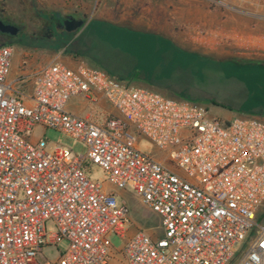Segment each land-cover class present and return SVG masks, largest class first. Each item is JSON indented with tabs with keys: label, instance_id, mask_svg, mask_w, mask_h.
Instances as JSON below:
<instances>
[{
	"label": "built area",
	"instance_id": "2783aa9c",
	"mask_svg": "<svg viewBox=\"0 0 264 264\" xmlns=\"http://www.w3.org/2000/svg\"><path fill=\"white\" fill-rule=\"evenodd\" d=\"M13 54L0 46V264H111L105 238L123 236L127 210L87 177L86 165L115 188L131 187L160 219L159 238L137 230L126 239L125 264H264V225L255 222L264 204V120L221 121L200 104L80 63L30 71L22 60L9 80ZM75 96L88 103L85 116L67 111ZM34 126L82 141L85 154L48 150L42 138L31 140ZM140 135L164 157L141 153ZM62 240L67 247L55 262L38 260Z\"/></svg>",
	"mask_w": 264,
	"mask_h": 264
},
{
	"label": "rangeland",
	"instance_id": "374dc122",
	"mask_svg": "<svg viewBox=\"0 0 264 264\" xmlns=\"http://www.w3.org/2000/svg\"><path fill=\"white\" fill-rule=\"evenodd\" d=\"M36 1L41 3L45 13L84 16L83 25L70 34H62L58 46L49 49L31 48L33 43L29 41L21 46L0 42V46L14 48L9 80L19 74L22 60H26L30 71L50 62L67 66L80 63L106 72L121 84L200 104L208 115L221 121L229 120V114L264 120V0H242L239 5L193 0L194 6L187 8L191 12L186 16L168 15L171 7L144 9L114 5L120 2L118 0ZM31 3L29 0H0L3 7L18 12L22 19L28 16ZM147 10L148 15L144 14ZM132 11H136L135 15L129 14ZM96 18L111 19L113 26L127 31L106 30L105 25L111 23ZM66 109L80 116L90 111L88 103L79 96L71 97ZM106 109L110 107L106 105ZM30 138H42L48 150L60 145L74 155H84L87 149L82 141L40 126L31 129ZM136 146L151 158L164 157L163 152L141 135L136 136ZM85 170L90 180L99 182L103 191L114 193L117 201L125 204L129 225L123 236L105 238L112 253L111 264H125L120 250L126 239L137 230L159 238L160 219L141 204L131 187L118 189L109 185L103 171L95 165H86ZM255 222L264 225V204L259 207ZM45 230L55 231L52 220L46 221ZM247 242L248 239L235 245L234 254L241 255ZM66 247L65 240L55 246H45L37 258L55 262Z\"/></svg>",
	"mask_w": 264,
	"mask_h": 264
},
{
	"label": "flooded vegetation",
	"instance_id": "af4514ba",
	"mask_svg": "<svg viewBox=\"0 0 264 264\" xmlns=\"http://www.w3.org/2000/svg\"><path fill=\"white\" fill-rule=\"evenodd\" d=\"M32 2L29 6L28 16L20 17L18 12H11L0 4V24L15 29L14 34L0 32V42H11L15 46L27 45L32 42L31 48L49 49L52 46H58L63 34L71 32L64 31L65 20H81L85 18L80 16L74 18L70 16L62 17L56 12L45 13L40 2L29 0ZM38 45H36V44ZM40 44H47L42 47Z\"/></svg>",
	"mask_w": 264,
	"mask_h": 264
},
{
	"label": "crops",
	"instance_id": "0c3cea01",
	"mask_svg": "<svg viewBox=\"0 0 264 264\" xmlns=\"http://www.w3.org/2000/svg\"><path fill=\"white\" fill-rule=\"evenodd\" d=\"M113 1H116V0H113ZM120 1L119 3H115L114 5H118L120 4L121 6L123 7H129V8H150V7H154V6H157V7H171L173 8L172 10L170 11H167V14L168 15H177L179 14L180 16H186L187 14H190L191 10L190 9H187V8H191L194 6L193 4V0H118ZM218 2L220 3H223V4H226V5H239V3L242 1V0H217ZM246 1V0H243V2ZM177 8H181V10H177ZM183 8V9H182ZM135 12L136 11H132V12H129L130 15H135ZM147 13L144 12V14H149V10L146 11ZM139 12H137L138 14ZM96 20L98 21H103L105 23H111V25H105V29L106 30H110V29H116L118 31H127L126 29H123V28H118V27H115L113 26L112 24V20L111 19H100V18H96ZM68 66H74V65H68ZM102 108L106 109V105L104 102H100L99 104ZM68 112L70 113H73L72 111L70 110H67ZM74 114V113H73ZM86 115V114H85ZM84 115V116H85ZM80 116V115H79ZM236 116H243V115H232V114H229L228 115V119H231L233 117H236Z\"/></svg>",
	"mask_w": 264,
	"mask_h": 264
},
{
	"label": "water",
	"instance_id": "95a60500",
	"mask_svg": "<svg viewBox=\"0 0 264 264\" xmlns=\"http://www.w3.org/2000/svg\"><path fill=\"white\" fill-rule=\"evenodd\" d=\"M82 25H83V22L81 20H65L64 21V31L65 32H73V31L79 29ZM0 32L14 34L15 29H13L9 26H2L0 24Z\"/></svg>",
	"mask_w": 264,
	"mask_h": 264
}]
</instances>
